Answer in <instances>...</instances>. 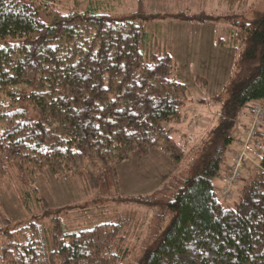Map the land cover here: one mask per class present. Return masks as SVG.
<instances>
[{
	"label": "trees",
	"instance_id": "1",
	"mask_svg": "<svg viewBox=\"0 0 264 264\" xmlns=\"http://www.w3.org/2000/svg\"><path fill=\"white\" fill-rule=\"evenodd\" d=\"M70 2L0 0V180L10 178L21 206L52 224L13 230L0 209V264H264V151L237 199L234 187L231 198L223 196L236 163L235 132L252 107L244 111L264 106V15L235 22L218 42L236 50L237 73L215 98L212 127L187 125L193 101L173 78V57L147 31L154 16L144 0L118 16L94 0ZM242 66L251 74L238 81ZM197 83L207 87L203 78ZM262 132L264 122L241 151L263 145ZM155 151L177 167L188 162L159 193L125 198L152 214L144 223L150 243L138 253L144 234H135L136 216L109 211L108 222L70 230L36 187L49 171L55 181L78 178L107 198L119 194L121 165Z\"/></svg>",
	"mask_w": 264,
	"mask_h": 264
},
{
	"label": "rangeland",
	"instance_id": "2",
	"mask_svg": "<svg viewBox=\"0 0 264 264\" xmlns=\"http://www.w3.org/2000/svg\"><path fill=\"white\" fill-rule=\"evenodd\" d=\"M94 1L107 7L101 9V12L106 11L114 16L130 14L138 8L137 0ZM144 3L148 13L154 16L147 24V31L154 35L173 57L175 62L173 78L186 85L187 96L193 101L192 107L189 106L187 109L189 117L187 125L198 120L204 121L205 124L212 122L214 127L218 121L219 110L215 98L223 93L225 85L237 73L236 50L233 47L219 46L218 42L230 37L235 22H251L264 15V0H247L244 4L236 6H230L228 0H144ZM62 5L68 7L71 2L62 0ZM180 14L190 17L192 21L183 22L174 17ZM250 74L251 68L242 66L236 79L246 80ZM199 77L207 81V87L199 86L197 83ZM251 107L253 103L249 104L244 112ZM240 131L237 128L235 142L230 149L231 154L235 151V156L242 152L245 142L247 145L250 144L247 143V133ZM196 134L201 135L199 131H196ZM175 137L180 144L183 143L181 135ZM262 137L264 142V132ZM263 150L264 144L251 147L250 154L244 158L247 160L243 171L244 178L235 188V199L239 194L237 190L249 182V174L255 175L258 172L260 159L257 157ZM187 162L188 159L182 167H177L160 151H155L140 161L125 163L118 168L119 194L115 193L107 198H101L98 192L88 190L85 182L78 178L55 181L49 171L41 175L36 187L49 201L52 212L58 214L70 230L104 221L108 215L112 216L109 211H116L119 215L128 213L130 216H136L135 234H144L145 227L147 228L144 223L152 218V214L146 206L142 207L141 204L133 206L126 203L125 198L159 193L169 182L170 186L174 178L186 173L184 168ZM168 193L170 191H167ZM0 209L12 221L13 230L32 222L47 228L52 227L50 219L42 217L43 212L34 210L29 212L21 206L17 198V188L10 178L0 180ZM110 216L104 222L110 221ZM1 227L0 225V232ZM135 234L134 236L132 234L131 243L137 238ZM147 235L144 234L141 241L136 244L133 249L135 253L142 251L143 246L150 243L144 240Z\"/></svg>",
	"mask_w": 264,
	"mask_h": 264
},
{
	"label": "built area",
	"instance_id": "3",
	"mask_svg": "<svg viewBox=\"0 0 264 264\" xmlns=\"http://www.w3.org/2000/svg\"><path fill=\"white\" fill-rule=\"evenodd\" d=\"M252 125L251 128L247 130L248 141L253 139L258 134L259 128L261 127L262 123L264 122V106L263 105H256L252 110ZM248 157L247 152L242 151L241 153L235 156L236 163L233 165L232 168L229 169V187L224 190L223 196L225 198H231L233 196L232 187L237 185L241 180V171L244 168V158Z\"/></svg>",
	"mask_w": 264,
	"mask_h": 264
},
{
	"label": "crops",
	"instance_id": "4",
	"mask_svg": "<svg viewBox=\"0 0 264 264\" xmlns=\"http://www.w3.org/2000/svg\"><path fill=\"white\" fill-rule=\"evenodd\" d=\"M243 119L244 120L240 123V125H238V128H239V130H241L240 133H244L245 134V130H246L247 126H249V124H250L251 112L248 111V113H246L244 115V118Z\"/></svg>",
	"mask_w": 264,
	"mask_h": 264
}]
</instances>
